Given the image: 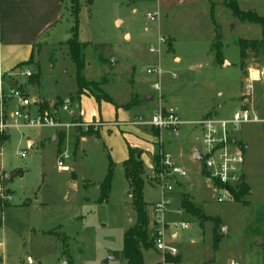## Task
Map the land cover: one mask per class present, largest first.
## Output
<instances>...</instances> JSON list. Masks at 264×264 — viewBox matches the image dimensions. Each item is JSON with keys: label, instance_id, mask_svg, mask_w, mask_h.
Instances as JSON below:
<instances>
[{"label": "rangeland", "instance_id": "1", "mask_svg": "<svg viewBox=\"0 0 264 264\" xmlns=\"http://www.w3.org/2000/svg\"><path fill=\"white\" fill-rule=\"evenodd\" d=\"M78 1L64 0L65 21L73 23L68 37L52 44V49L48 42L37 47L43 50L36 58L46 94L58 87L62 93L77 89L75 64L67 43L74 35ZM158 1L164 0H96L79 11L83 38L103 45L86 51L87 80L98 84L94 92L106 93L103 87L115 83L111 90L116 96L111 95L112 91L109 95L123 100L131 87L123 83L136 80L133 91L138 87L153 91L152 84L159 81L163 105L182 107L188 116L201 115L217 103L238 104L248 70L264 67L261 50L249 53L246 67L241 69L239 40L262 39V29L235 17L226 3L237 1L240 10L264 16V0H183L184 4L173 0L168 19L162 14L150 22L147 16L159 12ZM159 33L166 44L158 56L149 49L157 47ZM126 34L133 39L127 44L123 42ZM225 61L228 65H224ZM155 65L162 69L160 77L147 74V69ZM255 89L258 105L264 106V81ZM159 100L156 94L153 104ZM33 130L11 129L0 144V167L5 175H12L6 189L11 199H1L8 207H0V264H127L122 254L124 234L137 223V215L132 197H127L125 191L123 171L113 167L112 191L106 202H99L98 187L110 164L108 154L99 150L89 154L79 165V180L74 181L71 172L58 170L54 146L44 143L39 149L28 147L26 138ZM241 136L248 140L247 157L253 167L254 193L249 200L248 194L235 203H218L204 180L200 159L191 161L188 150H184L189 159L184 167L189 177L169 178L174 193L168 196L166 219L171 223L182 218L189 224L188 230L178 233V245L187 246L192 238L201 242L191 257L193 264L211 259L215 264H264V250L260 248L264 245V129L249 125ZM182 138L183 133L171 144L166 143V148L177 152L183 147L180 141H185V146L189 143L188 148L197 142L191 134ZM66 141L76 150L80 140ZM22 152L25 158L20 156ZM155 159L156 156L151 168L146 163L143 176L149 219L153 204L162 198L161 187L152 180ZM83 175L87 182H83ZM183 199L191 201L206 218L220 221L200 220L199 212L187 213L182 209ZM178 209L183 210L181 216L175 215ZM215 232L221 238L217 250L213 248ZM151 256L153 253L148 252L147 264H152Z\"/></svg>", "mask_w": 264, "mask_h": 264}, {"label": "crops", "instance_id": "2", "mask_svg": "<svg viewBox=\"0 0 264 264\" xmlns=\"http://www.w3.org/2000/svg\"><path fill=\"white\" fill-rule=\"evenodd\" d=\"M95 2L96 0H79L81 9L80 12H82L84 8L87 9L90 4H94ZM180 3L184 4L185 1L183 2V0H180ZM172 9L173 0H164L163 2L158 1V11L160 12V15L164 14L165 19H168L170 17L169 14ZM64 15V0H0V84H3V88L5 91H8L9 87L13 84V82H11L8 78V74L19 67H26L29 69L32 68L34 76L40 73L42 77L40 61L37 60L36 56H40L43 50L39 51L37 47L43 42H48L50 43L49 49H52L53 45L58 44L61 40L68 37L67 34L70 33V29L73 27V23L71 21H65ZM160 37H162V35L159 33V38ZM128 38L129 40H127ZM78 39L82 43L90 44L88 48L94 45H99L83 38L82 30L80 29L78 31ZM132 40V36L126 34L123 42L127 44ZM224 65H228V63L225 61ZM36 69L37 71H35ZM41 79L42 78H40V84L38 85H31V79H21L19 83L23 86L28 96H30L34 102L39 103L38 106L42 110V112L54 106L60 108V106H62L63 104H67L71 108V111L74 113L75 118H78L83 122L100 120L103 122L116 121L129 123L139 116L150 118L151 114L153 115L160 109L167 108L163 105L162 102V91L157 92L153 88L154 83L152 84L153 91L144 90L142 87H138L136 91H133V88L137 86L136 80H132V82L129 83H123L127 84L128 87L131 86L127 90V95L123 100L111 97L112 94L113 96H116L114 90L111 89L117 84L114 83L105 85L103 87V90L112 99V102H109L105 99H101L100 101H98L94 96L90 94L78 97V87L76 90H70L67 93H62L61 89L58 87L52 94H46L44 93V91H42ZM109 91H112L111 95H109ZM156 94H158L160 100L159 102H157V104L154 105L153 103ZM240 99L241 97L238 99V104H236L235 102V104L232 105H230L231 103H227L229 106H227L226 103H217L214 106L212 105L208 109H206L205 113L197 116H188L187 114H185L182 107L176 106L175 109H177L181 119L184 122V124L181 126L180 134L183 133V138H186V135L188 136L191 134L192 136H195L197 140V142L194 144L192 143L189 148V143L187 144V146H185V141H180V143L182 144L181 147H183L177 152H172L165 146L166 143L171 144V140L174 139L173 141H175V138L171 132L158 131L148 126L125 125L119 128H105L99 131H91L88 133L69 130L62 145L60 144V137L63 133L62 131L51 128H41L38 129V132H35L34 129L31 133H29L27 135L26 141L28 147L31 149H39L40 146L43 147L45 145L44 143H47L51 147L54 146L53 152L56 156V159L61 151L69 150L72 153V157L68 162L70 169L67 172L72 173L70 177L74 181L79 180L78 172L80 163H83L84 159H87L89 154L92 155V153L96 152L97 150H99V152L101 153L103 152L105 154H108V157H110L113 161L115 170H122L123 173V164L129 158L130 148L136 150L138 149L142 152L144 167L147 163L151 168L154 164V157L164 154L166 156H171L180 166L185 168L184 166L186 165L187 161H189V159H187L184 150L189 151L191 161H196L198 160L197 155L200 149V132L195 129V127L191 123L196 122L197 120L209 114H214L221 118H227L238 108H240ZM131 102L133 104L130 106ZM43 103H45L46 105L42 106ZM14 104V102H8L7 106L9 109H12L14 108ZM252 106L259 114H264V106L258 105L255 92ZM61 118L64 121L70 120V116L66 113H62ZM18 131L22 132L23 130ZM75 138L80 140L78 148H76V150L75 148L72 149V147L69 146V142L66 141ZM240 140L245 145L246 151L245 172L247 185L250 188V194L249 196H247V199L249 200V198H251L254 193L252 183V178L254 177L253 167L250 161L248 162L247 157V153L249 150V146L247 144L248 140L244 136H240ZM166 150H168L170 155L167 154L168 152H166ZM0 171H4L2 167H0ZM72 175H74V179L72 178ZM124 179L127 197H131L129 195L130 188L128 181L126 177ZM82 180L83 182L88 181L86 180V177L84 175L82 176ZM100 186L98 187L99 190ZM178 238L179 234L177 236L176 242L180 252L179 264H193L194 262H191V257H193L194 253L197 252L201 245V242H198L195 238H192L190 244H188L187 246H185V244L178 245ZM148 252L153 253V256H151L152 264H159L161 261V257L153 248L145 250L143 252L144 263L147 264L146 255L148 254ZM214 261L215 259H211L207 262L201 261L200 263L195 264H215Z\"/></svg>", "mask_w": 264, "mask_h": 264}, {"label": "built area", "instance_id": "3", "mask_svg": "<svg viewBox=\"0 0 264 264\" xmlns=\"http://www.w3.org/2000/svg\"><path fill=\"white\" fill-rule=\"evenodd\" d=\"M160 17V12L148 14L147 19L154 22ZM166 44L164 37L158 39L157 47L151 46L152 54L160 55L162 46ZM148 75H162L160 65L147 69ZM34 72L26 67H19L8 74L13 84L5 91L0 84V138L10 132L11 129H41L51 128L68 134L69 130L82 132L99 131L105 128H119L125 125L148 126L158 131H168L176 138L180 136L181 126L184 124L177 109L170 107L160 109L147 118L139 116L129 123L103 122L91 120L83 122L75 118L74 113L67 104L60 108L52 107L47 110L39 108L26 93L19 83L21 79H31ZM177 78L178 76H174ZM264 81V67H251L245 77L241 106L227 118H221L209 114L191 124L200 132L201 146L198 159L201 161V170L204 180L210 190L214 193V199L218 203H235L236 193L245 185L246 180V157L245 145L240 140L244 127L259 125L264 129V114H259L252 106L255 85ZM153 88L161 91L159 81L153 84ZM8 102H14V108L9 109ZM62 113L70 116L69 121L61 118ZM0 144H2L0 139ZM22 158L26 153H20ZM160 162L152 172V180L161 187L162 198L151 208L149 231L151 235L152 248L161 257L159 264H179L176 260L180 257L177 242L178 233L189 229V224L184 219L168 222L166 210L169 205L168 196L174 193V186L170 184L169 178L186 179L188 171L180 166L172 157L161 154ZM165 156V157H164ZM72 157L69 150L61 151L57 156V168L61 172L69 171L68 162ZM6 175L0 171V198L11 199L7 196ZM183 210L175 211L176 216H181ZM2 242H0V247ZM231 264H238L232 262Z\"/></svg>", "mask_w": 264, "mask_h": 264}, {"label": "trees", "instance_id": "4", "mask_svg": "<svg viewBox=\"0 0 264 264\" xmlns=\"http://www.w3.org/2000/svg\"><path fill=\"white\" fill-rule=\"evenodd\" d=\"M79 5V1H78ZM227 8L232 12V14L240 19L241 21L245 23L250 24H257L262 29V39L260 40H239V45L241 49V69L243 70L246 67L245 60L249 53H260L261 50H264V17L259 15L257 12L254 11H242L239 8L238 2L234 3H226ZM79 11H80V5L78 7L77 15H76V21H75V29H74V35L73 38L67 43L69 47V54L70 58L75 64L76 67V83L78 87L77 96H83V95H92L94 96L98 101L101 99H105L109 102H112V99L104 92H94L93 89L97 88L98 84L95 82H90L87 80L86 77V51L90 44L88 43H82L78 39V31H79ZM221 35L220 33L218 34ZM96 49L103 48V45H96ZM40 78L41 75L38 73L36 76L31 78V83L34 85L40 84ZM134 102V101H133ZM133 103L131 102L130 106ZM46 105L45 103L42 104V106ZM129 106V105H128ZM127 106V107H128ZM1 142L6 140L4 136L1 138ZM66 139V134H61L60 144L64 143ZM109 168L108 172L101 183L100 186V197L99 202H106L109 198V194L111 192L112 188V182H113V161L109 157ZM155 162L157 163V167L160 162V157L156 156ZM124 173L125 177L128 181L129 188H130V194L132 197V206L133 209L137 215V223L130 227L126 233L124 234L123 239V258L127 262V264H145L144 263V256L142 252V248L145 250L152 248V241H151V235L149 231V225H150V219L147 212L148 203L145 202L144 199V185L145 180L143 178L145 174V167L144 162L142 160V152L138 151L136 149H129V158L124 162ZM250 194V188L248 185L243 186L237 193H236V200L240 199L241 196H247ZM247 204V202H245ZM0 207L6 208L8 207L5 202H3L0 198ZM182 209H184L187 213H195L196 215H199L198 217L200 220H209L213 222H219V218H206L200 213V210L194 206V204L186 199H183L182 201ZM217 228V225H216ZM220 236L215 232V244H214V250L218 249V243L220 242ZM260 248L264 250V245H260ZM177 262L180 261L178 258L176 260Z\"/></svg>", "mask_w": 264, "mask_h": 264}, {"label": "water", "instance_id": "5", "mask_svg": "<svg viewBox=\"0 0 264 264\" xmlns=\"http://www.w3.org/2000/svg\"><path fill=\"white\" fill-rule=\"evenodd\" d=\"M218 31L221 34V28H219ZM11 177H12V175H10V174L6 175V185L9 184V180H10ZM111 259L114 260V258H111Z\"/></svg>", "mask_w": 264, "mask_h": 264}]
</instances>
